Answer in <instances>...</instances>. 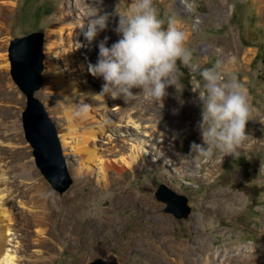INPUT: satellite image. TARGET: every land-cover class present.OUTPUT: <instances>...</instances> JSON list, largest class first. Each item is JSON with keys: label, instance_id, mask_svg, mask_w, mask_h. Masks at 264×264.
I'll use <instances>...</instances> for the list:
<instances>
[{"label": "rangeland", "instance_id": "rangeland-1", "mask_svg": "<svg viewBox=\"0 0 264 264\" xmlns=\"http://www.w3.org/2000/svg\"><path fill=\"white\" fill-rule=\"evenodd\" d=\"M1 3L7 7L0 6V169L8 177L5 203L18 219V264H87L97 250L115 255L121 264H159L147 249L160 242L154 221L146 217L147 207L140 201L121 202L128 191L148 194L160 205L161 212L172 216L168 235L173 243L199 247L202 239L204 246L215 252L224 253L232 245L237 252H264V0H153L164 27L172 21L186 33L185 47L192 54L195 70L178 62L182 73L179 91L174 86L167 89L160 114L151 101L138 94L127 103L106 98L108 108L93 112L95 118L87 119L95 122L98 148L109 163L118 164L122 154H130L139 143L146 149L150 164L125 172L110 171L108 181L102 179L99 162H85V155L73 150L77 137L67 136V147L63 146V129L72 121L82 124L85 117L66 113L52 76H45L43 70V85L36 96L56 122L74 179L64 193L55 190L42 174L26 139L23 112L27 96L12 76V42L34 31L46 36L49 28L64 26L62 53H73L74 58L69 64L62 63L64 77L79 83L90 81L100 92L102 79L93 77L88 70L89 63L97 60L95 44L108 36L110 47L119 39L114 31L119 15L126 14L133 0H103L97 7L100 14L112 15L108 29L99 34L91 50L82 46L87 42L80 36L77 39L76 31H86L85 13L95 7L91 4L96 0H0ZM11 9L14 11L9 12ZM6 12L8 17L3 16ZM44 53L45 69V37ZM83 57L84 68L80 63ZM217 62L228 74L238 77L247 90L251 107L246 126L248 139L235 157L214 152L212 158L193 163L194 154L187 156L190 145L203 143L197 129L201 107L195 93L200 90L199 71ZM125 104L128 108L120 111ZM108 109L114 115L108 116ZM109 117L122 125L108 123L101 132L99 122ZM15 122L20 129L14 128ZM215 162L218 170L208 176ZM163 185L172 194L188 197L192 208L188 218H178L168 210V202L158 199L156 193ZM5 186L2 183L1 187ZM212 200L218 201L211 204ZM200 218L203 220L198 224ZM41 228L46 230L43 237L37 234ZM136 234H143L146 247L133 242ZM161 249L167 260L180 259L166 245Z\"/></svg>", "mask_w": 264, "mask_h": 264}, {"label": "clouds", "instance_id": "clouds-1", "mask_svg": "<svg viewBox=\"0 0 264 264\" xmlns=\"http://www.w3.org/2000/svg\"><path fill=\"white\" fill-rule=\"evenodd\" d=\"M98 3L103 0H97ZM86 15V44L91 50L101 32L108 29L110 13L100 14V9L92 7ZM85 23L81 25L83 30ZM114 31L119 39L108 45L105 36L95 44L98 48L97 60L89 63L90 74L102 79L101 91L94 99L110 98L127 103L143 95L153 103L159 114L164 108L167 89L174 86L179 91V65L195 70L192 54L185 47L186 33L172 21L164 27L153 0H133L125 15H119ZM200 83L198 100L201 119L197 129L203 141L193 142L187 156L194 154L193 163L200 159L212 158L214 152L223 155H239L238 149L248 139L246 126L251 107L247 90L234 74H228L220 63L199 71ZM138 89L139 92H134ZM183 104V100H180ZM89 105H80L74 115L85 116Z\"/></svg>", "mask_w": 264, "mask_h": 264}, {"label": "bare ground", "instance_id": "bare-ground-1", "mask_svg": "<svg viewBox=\"0 0 264 264\" xmlns=\"http://www.w3.org/2000/svg\"><path fill=\"white\" fill-rule=\"evenodd\" d=\"M92 2L93 0H88ZM184 3V1H181ZM80 4L82 1L79 2ZM94 3V2H93ZM8 4V3H5ZM84 5V3H83ZM81 4V7H83ZM97 8L101 5L96 0V4H91ZM1 8L5 9L6 7L1 3ZM189 8V7H188ZM84 10V9H83ZM14 9H11L9 12H13ZM4 17H8V12L3 14ZM70 20V19H68ZM71 21V20H70ZM67 25H71V22H67ZM74 24V23H73ZM74 26V25H72ZM69 28V27H68ZM64 26L59 28H49L46 36H45V47H46V61H45V76H52V81L57 87V93L62 98L63 106L66 113L69 116H75L74 112L76 108L79 106L78 102H82L83 105H89V110L85 116V119L81 120L82 124H78L75 121H72L70 126H67L61 132V138L63 142V146L67 147V136L73 135L76 138V143L73 147V150H76L80 155L83 154L85 162L95 163L99 162L101 164V169L103 173L102 179L104 181H108L109 172L115 171L119 172L121 169L123 171H127L129 169L136 170L137 167L145 166L146 164H150L148 155L146 154V149L143 147L141 143L138 146L132 148L130 154H122L120 161L118 164H113L112 162H108L105 157L102 156L100 149L98 148L97 140H98V128H96L94 121H87V119L95 118L93 112H98L101 109L108 108V99H94V95L99 93L98 89L94 87L90 81L84 80L82 83H79L77 80L67 79L65 78V69L63 64H69L74 61L73 53L66 51L62 53L63 48V34ZM77 30V29H76ZM70 32V31H69ZM77 32V39L84 38L83 32ZM85 39V38H84ZM58 54H62V57H59ZM91 52H89V57L91 56ZM80 63L82 68L86 65V58L83 57L80 59ZM53 84V85H54ZM51 88V87H50ZM165 100V99H164ZM169 100V99H168ZM128 108V104H125L119 107L120 111H124ZM186 108V107H185ZM103 111V110H102ZM100 113V112H98ZM108 116L114 115L113 111H106ZM130 117V116H128ZM106 118V116H105ZM132 118V117H130ZM129 119V118H128ZM98 120V119H97ZM105 122H99L100 131L104 132L105 125L109 123L111 126H119L121 123H117V121L112 118L103 119ZM87 121V122H86ZM131 120H129L130 122ZM135 123V122H134ZM122 125V124H121ZM15 129H20V124L15 122ZM8 127V126H7ZM2 132L0 131V135ZM201 142L202 139H201ZM3 141L0 140V144ZM75 152V151H74ZM76 153V152H75ZM104 155V154H103ZM77 160L80 159L76 154ZM110 161V160H109ZM185 162V161H184ZM1 164V163H0ZM107 164V165H106ZM216 166V162L213 164V168L210 169V173L208 176H212L218 170V167L214 169ZM90 169L89 166H87ZM1 168V167H0ZM8 177L5 176L4 172L0 169V264H18V250L21 246L20 235L18 233V219L15 216V213H12L6 205V197L7 194L5 191L8 190L7 186ZM2 183L6 185L5 187H1ZM54 198V197H53ZM130 200H138L143 205L147 207V215L146 217L152 219L154 221L153 227L154 232L157 236L160 237V242L158 246L147 247L149 253L153 255L154 260L156 259L159 264H263L264 263V252L259 251H249L247 250H239L235 246H229L224 250V253L220 251H211L210 248L204 246V241L201 239L199 247H194L189 245L187 242L181 243H173L171 237L168 235L172 229V216L170 214H165L161 212L160 205L150 199L148 194H136L133 192H124L122 195V203H128ZM218 200L210 201L211 204H215ZM57 204L54 199L51 201ZM59 203V202H58ZM203 218H200L198 224L202 222ZM37 234L40 237L46 235V230L41 228L37 230ZM185 241V240H184ZM134 243H138L144 247H146L144 243L143 234H136L134 239ZM162 245H166L169 249H171L175 254H177V261L173 262L171 260H167V258L163 257V250L161 249ZM259 249V248H258ZM167 260V261H166Z\"/></svg>", "mask_w": 264, "mask_h": 264}, {"label": "water", "instance_id": "water-1", "mask_svg": "<svg viewBox=\"0 0 264 264\" xmlns=\"http://www.w3.org/2000/svg\"><path fill=\"white\" fill-rule=\"evenodd\" d=\"M44 37L42 31H34L12 42V76L27 96L23 112L25 136L33 149L37 166L60 193L67 191L74 182L66 164L63 146L58 135L56 122L45 104L36 96L43 85ZM158 199L169 203V211L178 218H188L191 206L188 197L172 194L166 186L156 193ZM87 264H121L118 258L105 250L95 251Z\"/></svg>", "mask_w": 264, "mask_h": 264}]
</instances>
